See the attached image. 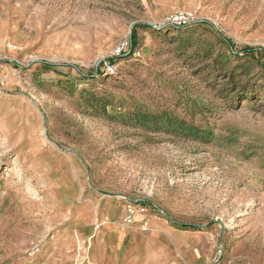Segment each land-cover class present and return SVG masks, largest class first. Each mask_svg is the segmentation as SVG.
<instances>
[{
  "label": "rangeland",
  "instance_id": "374dc122",
  "mask_svg": "<svg viewBox=\"0 0 264 264\" xmlns=\"http://www.w3.org/2000/svg\"><path fill=\"white\" fill-rule=\"evenodd\" d=\"M261 51L264 0H0V264H264Z\"/></svg>",
  "mask_w": 264,
  "mask_h": 264
},
{
  "label": "built area",
  "instance_id": "2783aa9c",
  "mask_svg": "<svg viewBox=\"0 0 264 264\" xmlns=\"http://www.w3.org/2000/svg\"><path fill=\"white\" fill-rule=\"evenodd\" d=\"M190 21L189 18L184 17V16H176L173 18V20L171 21L172 24L174 25H184L187 24ZM127 44L123 45V47L119 50V52L121 53L122 51H124V48L126 47ZM128 210H127V221L128 223H132L134 217L137 214V209L135 206L133 205H128L127 206Z\"/></svg>",
  "mask_w": 264,
  "mask_h": 264
},
{
  "label": "trees",
  "instance_id": "16d2710c",
  "mask_svg": "<svg viewBox=\"0 0 264 264\" xmlns=\"http://www.w3.org/2000/svg\"><path fill=\"white\" fill-rule=\"evenodd\" d=\"M134 47V44H132V48ZM255 50L253 49H249V48H246L244 49V52H254ZM256 51H260V50H256ZM261 52H264V51H261Z\"/></svg>",
  "mask_w": 264,
  "mask_h": 264
}]
</instances>
